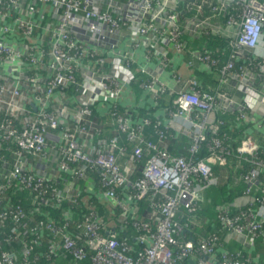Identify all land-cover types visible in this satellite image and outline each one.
<instances>
[{
  "label": "built area",
  "instance_id": "obj_1",
  "mask_svg": "<svg viewBox=\"0 0 264 264\" xmlns=\"http://www.w3.org/2000/svg\"><path fill=\"white\" fill-rule=\"evenodd\" d=\"M179 1L187 3L186 13L196 10L203 15L207 7L210 13L203 18L185 19ZM191 1L0 0V20L6 22L0 33V65L4 71L0 73V223L19 224L25 217L20 201L11 198L10 192L17 185L30 191L41 203L52 201L60 206L68 198L79 205L72 181L63 179L66 185L63 190L54 186V180L62 174L77 180L86 177L90 170L100 172V190L110 209L122 211L120 223H127L129 208L128 197H122L118 188H124L125 192L130 189L129 198L135 201L161 196L152 203L160 213L156 227L150 222H132L139 232L134 240L140 248L119 240L108 229L110 220L105 221L94 202L86 200L87 213L77 223L75 236L69 233L72 211L66 212L68 221L63 225L40 221L30 231L31 242L19 253L4 251L0 244V264L37 262L40 256L35 250L42 246L47 231L51 239L46 257L52 261L62 254L77 260L86 258V251L78 246L79 238L93 250L92 264L250 262L249 258L243 259V251L237 257L226 252L219 258L218 234L198 243L179 240L182 226L178 217L182 206L189 213L190 222L195 223L191 216L199 208L200 193L218 183L214 168L228 163L230 150L218 133V126L224 122L216 120L214 114L230 111L234 103L219 92H200L193 79L189 82L190 90H179L168 108L166 124L149 117L132 124L129 115L117 107L128 84L135 79L133 69L139 50H143L146 61L155 58L161 62L164 70L171 65L169 49L187 51L186 34L198 39L211 36L217 42L226 39L229 49L226 63L222 65L218 57L205 51L191 52L189 64L199 61L218 70L223 82L228 77L238 80L239 90L244 93L243 102L235 107L239 118H252L259 128L264 127L263 63L250 53L259 49L264 40V0ZM46 5L52 7L56 20L53 27L42 25L38 18L41 7ZM12 35L17 42L7 40ZM39 36L43 37L42 42L44 37L49 40V47L38 42ZM123 36L131 47L129 52L119 50ZM239 61L245 64H238ZM141 71L146 74L141 87L159 102L168 91L167 84L158 73L146 68ZM172 77L181 81L178 74ZM102 98L113 103L109 114L116 130L126 135L127 143L114 136L109 141L100 139L101 148L93 144L87 148L81 140L93 141L103 134L93 127L94 110ZM176 124L192 136L189 158L171 154L160 144L167 130ZM148 127L153 130L155 140L146 137ZM209 131L213 133L210 139ZM203 145L209 154L194 160ZM128 146L133 148L128 151ZM237 153L249 165L243 176L248 187L246 203L254 200V186L262 184L264 194V148L249 135ZM128 154L129 159L122 163L119 158ZM144 155L148 158L143 175L133 181L132 173ZM37 159L48 161L57 169L48 174L36 170L33 166ZM229 209L223 207L218 215L226 229L250 244L257 237L264 238V196L250 203L248 209L239 208L235 213ZM13 233L7 242L19 238L18 230Z\"/></svg>",
  "mask_w": 264,
  "mask_h": 264
},
{
  "label": "trees",
  "instance_id": "obj_2",
  "mask_svg": "<svg viewBox=\"0 0 264 264\" xmlns=\"http://www.w3.org/2000/svg\"><path fill=\"white\" fill-rule=\"evenodd\" d=\"M191 1V0H190ZM195 0H192L191 2H194ZM181 12L182 17L185 19H194V18H203L204 16H207L210 11L209 7L206 8V12L201 15L197 13L196 10L192 11L191 13H186L187 10V3L181 2ZM184 40L186 41V44L189 45L188 42L194 41V42H201L205 45H210L211 48L208 49L210 54L216 56L219 58L220 63L223 65L226 63L228 59V53L229 49L227 47V44L225 43V40H221L217 42L216 38L211 36H204L203 38H194L188 34L184 36ZM221 43V45H220ZM205 51V50H204ZM203 51V52H204ZM219 51V52H217ZM236 91L239 92V84L235 83ZM110 115V114H109ZM95 117V116H94ZM93 117V118H94ZM214 117L216 120H222L224 124L218 126V133L219 136L226 140V146L230 150V155L228 158V163L224 166L217 165L214 168L215 175L218 177V183L206 190L208 199L212 203V206L202 209L201 207L204 205L201 204V198L198 200V210L196 214L191 216L196 220L195 223L190 222L189 219V213L187 210L182 206L181 211L179 213V222L182 226V230L179 235V240L181 242H186L190 239L194 240L195 243L200 242L203 239H207L213 234H218L221 238L224 233V230L226 228L223 226V224L220 222L218 215L220 210L223 207H229L230 211L232 213H235L236 211L241 209H248L250 203L256 202V199H262L264 196L262 191V184L254 186V193L255 196H252L254 200L249 201L247 200L246 203H243L242 205H239L236 202L239 198H244L245 191L247 190V185L244 183L243 176L246 174V172L249 170V165L242 159L239 158V154L237 153V149L241 146L242 141L246 139L251 133L252 127L255 123L252 120V118L249 119H240L238 111H217L214 114ZM110 120L112 119V116H109ZM149 118L152 121H157L156 119L149 116ZM95 120V119H94ZM97 124L100 123V121H96ZM94 122V129L96 131V124ZM250 125V126H249ZM213 133L209 131L208 133V139L212 137ZM108 141L114 137V136H120L121 142L123 144L127 143V137L126 135L120 134L116 128L111 127V134L107 135ZM103 135H97V139L102 138ZM104 139V138H102ZM193 143V139L189 131L184 128L180 130L179 132H175L173 128H170L167 130L166 137L160 142L161 146L165 148L168 152L174 155L178 156H184L189 158V149ZM262 143V144H261ZM262 148H264V142L261 141ZM15 148V145H12ZM133 148V146H128V151H130ZM209 154L208 148L203 145L201 152L194 157V160H199L204 157H206ZM131 154H128V156L119 158V160L122 163H125L126 159H129V156ZM148 155H144L140 162H138L136 165V169L132 173V180L136 181L143 175V169L146 165ZM62 179V180H61ZM63 179H67L69 181H72L71 188L73 191V194H75V197L77 198L79 205L72 204V200L65 199L60 206L55 205V202L49 201L48 203H41L39 202L34 195L30 193V191L24 189L23 187L17 185L14 186L10 192L11 198L14 201H20V204L22 205L25 217L21 220V223L15 224L13 222H3L0 223V244L2 247V250L4 251H11L19 253L21 249L25 246V244H29L32 239V235L30 233L31 229L34 228L38 222L40 221H51L59 225H63L64 222L68 221L66 220V212L72 211L73 213L71 215V221L69 226V233L74 235V229L77 225V223L81 220L82 216L87 213V205L85 204V196H84V190L85 186L88 183H92L93 186L97 187V189H100L99 186V179H100V172H97V170L94 171H88L86 177L80 178L77 180L71 179L70 175L62 174V176L56 180H54V186L59 188L60 190H63L65 188V181ZM262 183V182H261ZM119 194L122 197L127 196L130 197V189H128L126 192L124 188H118ZM82 193V194H80ZM74 197V195H73ZM161 196L153 197L149 196L147 198H144L140 201H135L133 199L131 200V205L129 208L127 223H120L118 221V217L121 216L122 211L120 209L113 210L110 209L108 206L104 208L99 206V201L94 199V205L100 216L105 220H115L116 224L113 226L109 225L108 229H111L116 234L117 238L121 241H128L129 243L133 244L135 247L140 248L139 245L135 242V237L139 234V232L136 230V228L132 225V222L139 220L141 222H150L154 227H156V224L159 220L160 213H157V211L152 207V203L154 200L160 199ZM91 198V197H90ZM228 204H231L228 206ZM108 207V208H107ZM204 217V219L209 220L207 223H203V225H195L197 221H199V218ZM201 220V219H200ZM111 222V221H110ZM204 222V221H203ZM14 230H18L20 232L19 238L13 240L12 242H7L6 239L10 236H13ZM44 234V233H43ZM75 236V235H74ZM43 243L42 246L39 248H36V254L40 256V259L32 264H92V257H93V250L89 248L85 241L79 240L78 238V246L86 251L87 257L82 260L74 259L70 256H67L66 254H62L52 261V259H48L46 257L47 253V244L49 239H51V236L49 232L47 231L44 234L43 237ZM12 240V239H10ZM252 246H256L258 249V256L263 254L264 252V238L263 236L257 237L253 240ZM238 251H233L232 254L234 257H237ZM178 255V253H177ZM247 257L245 254L243 255V259L247 260ZM253 258V257H252ZM263 260V256L259 257ZM186 264H190L188 261L185 262ZM259 264H263L261 262H258ZM245 264H253V262L250 260L245 261ZM257 264V262L255 263Z\"/></svg>",
  "mask_w": 264,
  "mask_h": 264
},
{
  "label": "crops",
  "instance_id": "obj_3",
  "mask_svg": "<svg viewBox=\"0 0 264 264\" xmlns=\"http://www.w3.org/2000/svg\"><path fill=\"white\" fill-rule=\"evenodd\" d=\"M38 18L40 19L41 24L45 26L53 27L56 23V20L54 19L52 14V7L50 5L41 7ZM5 23V21L0 20V33L2 32V26ZM42 38V36H39L38 42L43 43L49 47V40L44 37L45 41L42 42ZM7 40L11 42L18 41V39L13 35L9 39L7 38ZM188 43L189 45L187 51L183 53H179L177 51H174L173 49H169L171 65L164 70H162L161 62H157L155 58L151 59L149 62L146 61L143 56V50H139L138 54L136 55L138 61H136V66L133 69L135 79L131 84H128L127 88L120 97L119 102L117 103V107L119 108V110L129 115L132 124H139L144 118L149 116L161 121L163 124H166L169 121V118L167 117L168 108L172 106L173 100L177 97L179 90H190L189 82H191L193 79L196 80V88L200 92H208L214 94L216 92H219V94L224 95L225 98L233 102L234 106L230 110L232 112L236 111L237 109L235 107L243 102L244 93L241 91L237 92L235 88V83L239 84L238 80L228 77V80H225L223 82L221 74L218 70L208 68L199 61H193L192 65L189 64V62L192 61L190 56L191 52H203L204 50L208 51L211 46L194 41H190ZM119 50H122L124 52H129L131 50V47L125 36L120 39ZM250 53L252 54V56H257V59L263 63L264 69V40L259 49L251 50ZM238 64H245V62L239 61ZM142 68H146L151 73H158L161 81L166 83L168 86V91L161 97L160 101L157 103L153 99L154 97H152L153 94L151 95L150 91L145 90L141 87V83L146 79V74L141 71ZM2 69L3 66L0 65V73H4ZM173 74H178L179 76H181V81L177 82V80L172 77ZM257 87L260 89L258 84ZM112 105L113 103L111 101H105V99L102 98V100L96 105L94 110L95 120L93 121L95 123L97 120L100 121L99 124L96 123L97 125L95 127L97 130H102V138L104 139L108 137L107 135L111 134V127L115 128L113 120H110L109 118V113ZM34 109H36L35 106ZM258 126L259 125L256 124L251 126L252 130L250 132V135L259 143H261V141L264 142V127L259 128ZM172 128L175 132H179L180 130L184 129V127L179 124H176ZM145 133L148 139H156V136L153 133L151 127H148ZM80 142L82 144H86L87 148H90L92 144L97 148L102 147L99 139H97V136L93 141L86 142L81 140ZM35 162L36 164L33 166V168L47 174L51 172L52 169H57L55 168V166L52 167L50 164H48V161L46 163L44 160L37 159ZM262 182L264 183V173ZM84 188V196L86 200L91 201L96 199L99 201V206H104V208L107 206L106 200L104 199V196L100 189H97V187L93 186L92 183L86 184ZM206 194L207 192L204 191L200 193L202 202L201 204L204 203V205L201 207L202 209L212 206V203L210 202ZM236 202L238 203V205H242L243 203H245V198H239L236 200ZM126 204L128 205V208H130L131 200L129 198L127 199ZM230 205L231 204H228V206ZM110 221V225L114 227L116 221L114 219ZM207 222H209V220L201 217L195 225H203V223ZM238 250L243 251V253L253 262V264H255L256 262H261L264 264V252L263 254L258 256V249L256 246L254 247L252 246V244L246 243L245 240H243L242 236L235 235L228 229L224 230L222 238L220 237V245L217 248L218 257L220 258V256L226 252L232 253L233 251L236 252ZM261 256H263V260L259 258Z\"/></svg>",
  "mask_w": 264,
  "mask_h": 264
},
{
  "label": "clouds",
  "instance_id": "obj_4",
  "mask_svg": "<svg viewBox=\"0 0 264 264\" xmlns=\"http://www.w3.org/2000/svg\"><path fill=\"white\" fill-rule=\"evenodd\" d=\"M35 108L37 109V107H36V106H35ZM36 109H35V110H36ZM205 191H206V190H205ZM205 191H204V192H205ZM202 192H203V191H202ZM199 199H200V196H199Z\"/></svg>",
  "mask_w": 264,
  "mask_h": 264
},
{
  "label": "water",
  "instance_id": "obj_5",
  "mask_svg": "<svg viewBox=\"0 0 264 264\" xmlns=\"http://www.w3.org/2000/svg\"><path fill=\"white\" fill-rule=\"evenodd\" d=\"M190 263H191V264H194V262H192L191 260H190Z\"/></svg>",
  "mask_w": 264,
  "mask_h": 264
}]
</instances>
